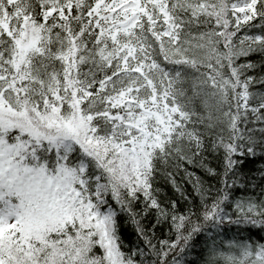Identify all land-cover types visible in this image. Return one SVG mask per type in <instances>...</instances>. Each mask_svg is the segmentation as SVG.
<instances>
[{"label": "snow or ice", "instance_id": "obj_1", "mask_svg": "<svg viewBox=\"0 0 264 264\" xmlns=\"http://www.w3.org/2000/svg\"><path fill=\"white\" fill-rule=\"evenodd\" d=\"M0 264H264V0H0Z\"/></svg>", "mask_w": 264, "mask_h": 264}, {"label": "trees", "instance_id": "obj_2", "mask_svg": "<svg viewBox=\"0 0 264 264\" xmlns=\"http://www.w3.org/2000/svg\"><path fill=\"white\" fill-rule=\"evenodd\" d=\"M164 190L169 194V195H174L171 186H164Z\"/></svg>", "mask_w": 264, "mask_h": 264}]
</instances>
